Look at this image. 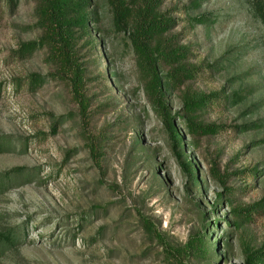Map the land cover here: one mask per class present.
I'll return each instance as SVG.
<instances>
[{"label": "rangeland", "instance_id": "rangeland-1", "mask_svg": "<svg viewBox=\"0 0 264 264\" xmlns=\"http://www.w3.org/2000/svg\"><path fill=\"white\" fill-rule=\"evenodd\" d=\"M12 1L0 0V264H247L259 255L264 0H160L175 19L165 36L188 46L199 69L167 90L169 107L186 115L191 94L212 95L191 115L222 127L196 134L176 117L181 149L149 96L132 27L115 26L108 0H95L99 19L91 15L75 49L80 97L48 46L20 56L44 29L39 0Z\"/></svg>", "mask_w": 264, "mask_h": 264}, {"label": "trees", "instance_id": "trees-1", "mask_svg": "<svg viewBox=\"0 0 264 264\" xmlns=\"http://www.w3.org/2000/svg\"><path fill=\"white\" fill-rule=\"evenodd\" d=\"M108 1L113 9L115 26L121 28L123 23H129L132 27L130 40L138 55L141 69L145 77L149 78V96L156 110L164 118L175 147L180 149L183 147L181 132L176 123L178 116L184 119L191 132L217 133L221 126L197 123L191 115L195 111L207 108L212 95H201L199 92L191 94L183 104L186 115L172 113L169 107L166 99L167 90L195 79L199 69L188 65L190 51L188 46L181 45L176 35L165 36L173 29L175 19L160 11V0ZM95 3V0H39L38 25L44 29V34L37 40L23 43L18 49L21 57H28L39 48L48 46L58 66L71 75L73 90L79 97L84 85V70L75 56V49L79 37L86 34L92 16L94 15L93 19H99ZM198 20L203 21L202 18ZM167 66L169 68L164 69ZM42 80V76L35 75L32 83H41ZM83 101L84 97H81L80 103ZM189 164L188 171L190 175L195 176L194 166L191 163L186 165ZM212 175L224 184L223 178L226 176L219 170L212 168ZM203 237H196L198 247H203L202 251L206 247ZM247 264H264V250L259 255H250Z\"/></svg>", "mask_w": 264, "mask_h": 264}]
</instances>
